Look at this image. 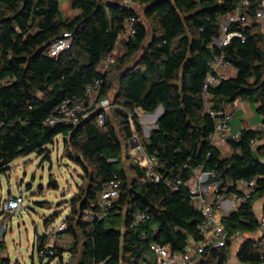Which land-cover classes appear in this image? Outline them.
I'll use <instances>...</instances> for the list:
<instances>
[{"label":"trees","instance_id":"obj_1","mask_svg":"<svg viewBox=\"0 0 264 264\" xmlns=\"http://www.w3.org/2000/svg\"><path fill=\"white\" fill-rule=\"evenodd\" d=\"M262 1L249 0L243 6L247 23L232 21L228 29L241 35L219 45L215 40L223 36L222 20L238 8L239 0H133L130 5L123 0H73L79 11L75 16L64 14L60 0H0V171L8 170L18 157L44 152L64 135L66 155L87 179L71 198L65 218L62 233L72 236L77 257L66 264H156L152 241L182 250L191 236L201 238L196 227L201 213L187 185L173 190L164 180H144L145 168L137 159L130 161L129 176L123 140L130 144L134 138L132 120L145 151L157 156L164 179L187 181L200 165L222 182L257 177L252 199L225 218L229 232L257 229L254 201L264 196V144L253 146L252 140L264 138V130L244 129L239 140L229 142L231 153L224 155L210 137L216 119L209 109L241 98L260 101L264 111V27L258 18ZM130 16L136 17L135 33L127 38L124 54L103 74L99 65L117 48ZM65 32L72 33L71 47L50 56V45ZM221 54L236 75L205 91L209 62ZM114 67L119 86L112 103L118 128L108 114L99 125L97 112L78 125L45 123L58 103L85 96L87 85L97 77L104 80L101 97H108ZM160 105L164 110L158 126L145 136L137 110L155 112ZM115 175L122 179L121 191L107 215L85 219ZM138 212L147 218L136 224ZM46 241V235L39 238L38 246ZM64 251L55 247L53 257L63 259ZM208 252L210 258L220 254L221 262L226 257L224 248ZM238 258L258 264L257 244L244 241Z\"/></svg>","mask_w":264,"mask_h":264},{"label":"built area","instance_id":"obj_2","mask_svg":"<svg viewBox=\"0 0 264 264\" xmlns=\"http://www.w3.org/2000/svg\"><path fill=\"white\" fill-rule=\"evenodd\" d=\"M126 5L133 4V0H123ZM238 8L223 21L225 36L221 40L222 44H227L231 37L235 34L241 35L239 31L228 32L229 24L240 21L247 23L246 15L243 11V6L249 4V0H239ZM264 6V0L262 1ZM135 16H130L125 22V36L128 38L135 33L134 23ZM73 36L71 32L61 34L49 47L48 53L50 56H57L61 51L71 47ZM120 53L116 48L107 54L99 65V70L103 74L108 67L114 62ZM210 71L208 72L204 90L207 91L210 86L220 82L222 78H226V70L233 67L232 63L226 59L224 54L217 56L209 62ZM104 80L97 77L93 82L86 87L85 96H74L63 99L58 103L46 116L45 123L49 125H58L67 123L78 125L91 117L94 112H97V122L103 125L106 121V115L113 105L108 97H101ZM237 98L235 101H240ZM210 114L215 117L216 123L213 131L210 133L212 142L216 139L223 143H229L231 140H239L241 131L234 132L231 130L230 119L231 113L226 107L218 109H209ZM132 129L134 131L133 140L139 141L136 133L134 121L132 120ZM264 130V121L261 128ZM257 139L252 140V145L255 146ZM140 143V141H139ZM140 151L139 161L145 168L144 180H152L156 182L165 181L168 187L173 190L179 189L182 185H187L190 195L196 200L198 209L201 213V220L197 223V229L201 234L200 239L190 237L187 246L182 250H174L170 245L163 244L158 241L150 243V249L155 255L156 264H247L240 262L238 252L247 239H252L258 246L259 263L264 264V206L257 213L258 226L254 231H246L243 228H237L233 232H229L226 227L225 218L237 212L239 208L250 201L257 189V177L249 179H229L222 182L216 178V174L205 171L203 165L196 168L194 175L184 181L180 177L165 178V175L158 170V158L156 155L148 154L140 143L137 145ZM113 161L116 159H112ZM122 179L115 177L105 184L102 191L92 202V207L85 212V219L94 220L104 218L113 201L120 195ZM24 196L22 194H14L9 196L2 204V209L8 212H16L23 208ZM147 215L144 212H138L135 223L145 221ZM66 227L65 223L59 227V230L54 232L53 240L60 242L63 236L62 230ZM7 225L0 228V241L5 236ZM248 232V233H246ZM145 235V233H144ZM143 235V236H144ZM55 243L46 244L44 247L38 246V251L41 256H51L55 254ZM209 248L225 249L226 257L221 262V255L212 256L209 262L204 259L205 256L211 255L208 252ZM3 247L0 244V264H9L5 260ZM208 252V254H206ZM198 258L202 259L201 261Z\"/></svg>","mask_w":264,"mask_h":264},{"label":"rangeland","instance_id":"obj_3","mask_svg":"<svg viewBox=\"0 0 264 264\" xmlns=\"http://www.w3.org/2000/svg\"><path fill=\"white\" fill-rule=\"evenodd\" d=\"M137 8L143 18V7ZM225 19L223 18L222 25ZM224 36L225 30L220 40ZM215 41L221 45L217 40ZM125 45V39L119 42L120 55L117 59L124 54ZM110 73L114 83L109 94L112 101L119 86L117 68L114 67ZM115 109L116 106L112 105L108 115L118 128ZM137 112L140 117L143 115L139 109ZM147 119L150 120L151 117L143 116V121ZM144 124L152 130L153 121L144 122ZM135 143L136 140L133 139L130 144L123 140L124 165L129 176L131 175L130 161L139 160L141 156ZM86 184L87 179L81 166L66 155L63 134L58 135L53 143L47 145L44 152L35 151L18 157L10 164L8 170L0 171V228L7 225L2 243L3 254L9 259V264H66L72 259L73 261L77 259L71 248L72 236L62 233V240L57 243L53 240V234L59 230L62 223H65L67 227L65 218L71 211V198ZM14 194L24 196L23 208L16 212L3 210V202ZM262 200L263 197L255 200L257 201L256 209L259 208ZM259 212L258 210L257 213ZM45 235L47 236L46 244L55 243L65 250L63 259L59 256L39 254V238ZM204 259L208 262L211 260L209 256H205ZM198 260L202 259L198 258Z\"/></svg>","mask_w":264,"mask_h":264},{"label":"crops","instance_id":"obj_4","mask_svg":"<svg viewBox=\"0 0 264 264\" xmlns=\"http://www.w3.org/2000/svg\"><path fill=\"white\" fill-rule=\"evenodd\" d=\"M61 9L64 12L66 16H75L79 11L74 8L73 0H60ZM259 15L258 18L262 22V25L264 27V6L262 5L258 9ZM125 43L127 41V38L125 36H122L120 39V42L124 41ZM220 39V38H219ZM118 49V46H117ZM227 76H235L236 75V69L234 67L228 68L226 70ZM262 103L260 101H249V100H243L240 99V101H234L226 106L227 110L231 113V119H230V126L231 130L234 132H242L244 129L250 130V129H260L261 124L264 121V111L260 110ZM141 111V109L139 108ZM163 107L161 109V112L163 113ZM143 115H141V120L143 124V130L144 135L149 136L151 130H149L144 122H150L153 121L152 129L155 128L158 120V116L154 114L147 115L145 114V111H141ZM143 116L145 117H151L150 120L143 121ZM155 118V119H154ZM156 120V122H154ZM255 146H259L264 144V138L257 139ZM214 144L219 148V150L222 152V154L226 155L231 153L232 149L229 143H223L219 141L218 139L215 140ZM264 159V157L262 158ZM255 203L257 201H254V207L256 211H260L264 206V196L263 200L260 202V206L258 209H256Z\"/></svg>","mask_w":264,"mask_h":264},{"label":"water","instance_id":"obj_5","mask_svg":"<svg viewBox=\"0 0 264 264\" xmlns=\"http://www.w3.org/2000/svg\"><path fill=\"white\" fill-rule=\"evenodd\" d=\"M219 43H221V40L219 39V38H217L216 39ZM162 105H160L159 107H158V109H157V111H155V112H145V114H147V115H150V114H154V115H157L158 117H160L161 115H162V112H161V109H162ZM141 109V111H143L144 112V110L142 109V108H140ZM158 126V125H157ZM156 126V127H157ZM140 143H139V141H136V143L134 144L135 146H137V145H139ZM254 156H255V159H259V154H258V152H257V149H255L254 150Z\"/></svg>","mask_w":264,"mask_h":264}]
</instances>
